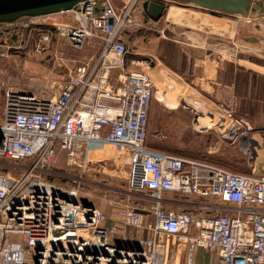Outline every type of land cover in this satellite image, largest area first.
<instances>
[{
	"label": "built area",
	"instance_id": "built-area-1",
	"mask_svg": "<svg viewBox=\"0 0 264 264\" xmlns=\"http://www.w3.org/2000/svg\"><path fill=\"white\" fill-rule=\"evenodd\" d=\"M136 1L88 0L72 10L75 24L39 31L31 51L48 50L55 35L78 50L91 39L102 42L98 56L74 67L57 93L7 88L0 264H177L170 259L174 245L184 254L181 264H194L198 248L217 255L219 264H264V173L243 175L148 145L155 85L136 68L144 60L132 59L129 67L122 38L126 29L145 27L132 14ZM247 123L233 119L229 128L245 129L232 139L251 153L254 129ZM260 143L264 152V131ZM107 145L129 159L112 224L77 190L43 178L59 153L87 159ZM18 168L24 171L14 176ZM190 198L202 202L182 201Z\"/></svg>",
	"mask_w": 264,
	"mask_h": 264
},
{
	"label": "crops",
	"instance_id": "crops-1",
	"mask_svg": "<svg viewBox=\"0 0 264 264\" xmlns=\"http://www.w3.org/2000/svg\"><path fill=\"white\" fill-rule=\"evenodd\" d=\"M146 2L140 0L141 9L135 14L145 27L129 31L137 38L139 51L131 53L128 61L141 56L162 57V61L153 69L157 79H160L159 75L165 78L162 83L165 92L155 88L157 95H164L161 97L162 104L188 103L190 110L196 107L203 109L209 118H215V112L218 113V121H225L229 116L232 119L244 118L254 129L251 152L257 143L255 141H258L261 149V140L259 142L258 139L264 131V19L246 20L237 16L223 18L192 5L180 6L172 2L165 3V11L160 18H153L145 12ZM70 13H58L50 18L55 21L53 24H61L71 21L70 17L64 15ZM19 22L0 26V30L3 29L0 31V51L34 49L38 41V29L27 27L28 22ZM129 36H123L128 46ZM140 41L148 46L146 52L140 46ZM59 42L71 47L62 39ZM90 42L98 45V53L93 57L95 59L102 42L96 38ZM237 45L247 50L241 51L242 56H239ZM178 62L177 68H169ZM144 71L150 74L148 69ZM124 189L121 187V190ZM167 197L178 200L173 194ZM182 201L202 202L199 198ZM112 223L109 217L108 224ZM183 257L181 247L172 246L171 261L181 264ZM194 264H219V258L213 252L198 248L194 254Z\"/></svg>",
	"mask_w": 264,
	"mask_h": 264
},
{
	"label": "rangeland",
	"instance_id": "rangeland-1",
	"mask_svg": "<svg viewBox=\"0 0 264 264\" xmlns=\"http://www.w3.org/2000/svg\"><path fill=\"white\" fill-rule=\"evenodd\" d=\"M139 2L140 0H137L134 5L133 16L138 14L141 9V3ZM64 15L71 18V21L65 23L75 24L73 12ZM218 16L223 18L235 17ZM50 17L52 15L35 18L24 17L18 21H20L19 23L28 22L27 27H35L38 29L37 32L35 31L38 34L39 31H53L58 25L53 24L55 21L51 20ZM237 17L252 20L242 16ZM261 19L264 18L258 20ZM133 30L126 29L122 35V38L124 34L130 35L129 38L127 37L130 39L128 40L130 44L129 46L126 45L131 53L139 51L137 38L129 33ZM59 39L60 37L55 35L52 46L46 51H0V123H3L5 94L8 87H12L17 91L33 92L41 96L48 93L54 95L60 90L74 67L88 62L98 53V45L93 42L78 50L65 45L63 42L60 43ZM140 42V46L146 52L148 46L143 41ZM58 48L60 51H55ZM236 49L239 51V56H242L243 52L241 51H247L245 47L240 45H237ZM161 58L148 56L143 58L141 56L139 59L144 60V62L136 68L139 70L148 69L153 80L156 81L154 82L155 88H161L165 92L166 88L162 85L165 82L164 76L159 75L158 78L160 79H157L153 70ZM171 58H174V56L171 55ZM172 66L169 68H177L179 62L177 65L173 63ZM155 88L154 91H156ZM163 96V93H160V95L155 93L149 112L147 141L151 148L197 161L216 164L243 175L264 173V152L262 148L260 149L258 141H255L257 143L252 152L246 153L240 145V139H232L230 136L231 133L228 130L231 128H229V125L233 123L231 116L225 121H218V113L215 112V118L214 116L209 118L207 113H204L206 111H202L203 109L200 110L196 107L190 110L188 108L190 104L188 103H183L184 105L182 103L178 105L162 104L161 97ZM238 120L248 122V125H244V127H252L246 119L238 118ZM233 129L237 128L234 127ZM241 131H245V129L243 128ZM258 140L260 142L261 137ZM4 162L8 163L10 161L5 160ZM11 170L14 176H18L24 171L19 168ZM5 171L6 169H0V173ZM128 171L129 159L127 156L121 155L112 145H107L101 150L89 152L87 159L83 154L68 158L66 152L59 153L55 165L43 174V178L60 187L77 190L79 199L99 207L105 212L106 216L111 217L115 212L114 209H116L115 202L118 203L121 199V187H125V189L127 187L125 177L128 175Z\"/></svg>",
	"mask_w": 264,
	"mask_h": 264
},
{
	"label": "water",
	"instance_id": "water-1",
	"mask_svg": "<svg viewBox=\"0 0 264 264\" xmlns=\"http://www.w3.org/2000/svg\"><path fill=\"white\" fill-rule=\"evenodd\" d=\"M88 0H0V23H14L24 17H44L74 10ZM145 12L160 18L166 2L252 20L264 18V0H146Z\"/></svg>",
	"mask_w": 264,
	"mask_h": 264
},
{
	"label": "bare ground",
	"instance_id": "bare-ground-1",
	"mask_svg": "<svg viewBox=\"0 0 264 264\" xmlns=\"http://www.w3.org/2000/svg\"><path fill=\"white\" fill-rule=\"evenodd\" d=\"M228 131H230V133H231L230 136L231 137H234L236 133L241 132V130L233 129V128L232 129H229Z\"/></svg>",
	"mask_w": 264,
	"mask_h": 264
},
{
	"label": "trees",
	"instance_id": "trees-1",
	"mask_svg": "<svg viewBox=\"0 0 264 264\" xmlns=\"http://www.w3.org/2000/svg\"><path fill=\"white\" fill-rule=\"evenodd\" d=\"M145 7H146V4H145ZM206 11V10H205ZM209 12H211V11H209ZM211 13H214V14H216V15H224V14H221V13H216V12H211ZM226 16H228V15H226ZM15 23V22H14ZM7 24H11V23H0V26H4V25H7ZM0 31H3V29H1Z\"/></svg>",
	"mask_w": 264,
	"mask_h": 264
}]
</instances>
